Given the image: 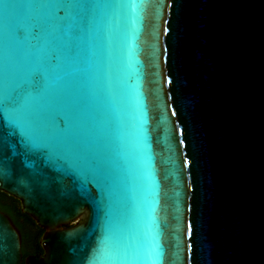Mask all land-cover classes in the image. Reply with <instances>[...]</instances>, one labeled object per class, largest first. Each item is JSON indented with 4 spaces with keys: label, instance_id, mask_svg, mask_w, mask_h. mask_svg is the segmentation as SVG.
Returning <instances> with one entry per match:
<instances>
[{
    "label": "water",
    "instance_id": "water-1",
    "mask_svg": "<svg viewBox=\"0 0 264 264\" xmlns=\"http://www.w3.org/2000/svg\"><path fill=\"white\" fill-rule=\"evenodd\" d=\"M0 191L26 264H264V0H0Z\"/></svg>",
    "mask_w": 264,
    "mask_h": 264
},
{
    "label": "trees",
    "instance_id": "trees-1",
    "mask_svg": "<svg viewBox=\"0 0 264 264\" xmlns=\"http://www.w3.org/2000/svg\"><path fill=\"white\" fill-rule=\"evenodd\" d=\"M0 210L4 212L16 227L21 238V251L23 260L21 264L25 263V258L28 255L42 252L40 246V236L43 229L39 227L27 214L22 212L20 202L0 191ZM72 225V223L68 224Z\"/></svg>",
    "mask_w": 264,
    "mask_h": 264
},
{
    "label": "flooded vegetation",
    "instance_id": "flooded-vegetation-1",
    "mask_svg": "<svg viewBox=\"0 0 264 264\" xmlns=\"http://www.w3.org/2000/svg\"><path fill=\"white\" fill-rule=\"evenodd\" d=\"M33 255V254H32Z\"/></svg>",
    "mask_w": 264,
    "mask_h": 264
},
{
    "label": "rangeland",
    "instance_id": "rangeland-1",
    "mask_svg": "<svg viewBox=\"0 0 264 264\" xmlns=\"http://www.w3.org/2000/svg\"><path fill=\"white\" fill-rule=\"evenodd\" d=\"M74 223V222H73Z\"/></svg>",
    "mask_w": 264,
    "mask_h": 264
}]
</instances>
